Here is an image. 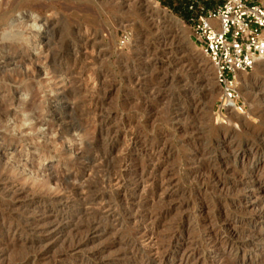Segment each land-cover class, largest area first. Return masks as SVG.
<instances>
[{"label": "rangeland", "instance_id": "rangeland-1", "mask_svg": "<svg viewBox=\"0 0 264 264\" xmlns=\"http://www.w3.org/2000/svg\"><path fill=\"white\" fill-rule=\"evenodd\" d=\"M11 31L31 41L13 46L3 38ZM124 31L130 41L119 48ZM246 77L247 113L217 118L214 67L193 42L190 25L158 0H0L1 172L19 187L57 199L66 187L56 178L68 174L78 152L102 157L112 139L110 158L82 180L99 182L98 174L125 157L132 179L119 194L104 187L126 203L117 204L115 227L68 253L73 231L56 234L49 220L39 219L51 201L33 205L30 193L0 192V264H22L28 251L46 248L43 258L28 264H148L147 251L123 256L122 247L152 224L158 244L172 238L167 264H182L189 254L188 264H264L263 194L250 187L264 176V62ZM28 117L18 130L17 122ZM68 120L75 129L60 139ZM251 150L261 156L255 167ZM144 165L158 175L155 187L138 179ZM249 167L253 177L245 173ZM23 219L40 234L16 240L9 225L21 226ZM221 223L236 229L233 247H222L227 233ZM175 227L180 231L172 236ZM31 237L44 241L36 247Z\"/></svg>", "mask_w": 264, "mask_h": 264}, {"label": "bare ground", "instance_id": "bare-ground-1", "mask_svg": "<svg viewBox=\"0 0 264 264\" xmlns=\"http://www.w3.org/2000/svg\"><path fill=\"white\" fill-rule=\"evenodd\" d=\"M36 25L37 24L35 23V21H32V23L29 26L35 27ZM15 26L17 27V25H15ZM20 34L21 33L19 31H16L15 33H13L12 31L6 32V33H4L3 38L12 39L13 40V43H12L13 46H16L19 41H22L25 44L26 43L28 44L29 41H31L29 37L20 38ZM259 62H264V58H262ZM241 77H242V82L244 83V81H246V78H247L246 74L243 73L241 75ZM29 119H30V117L21 118L17 122L18 124H16L15 127H17L18 130H20L22 127L26 126V122H29V121H27ZM28 128L30 130H36V125L29 123ZM72 129H75V124L71 120L68 122V124L65 127L61 128V130L58 132L59 133L58 138H60V139L63 138ZM49 130L50 131L53 130V124L52 123L49 124ZM22 131H24V130H22ZM37 134H39L38 130H37ZM41 135L42 134L40 133V136ZM30 138H31V136H30ZM41 138H42V136H41ZM48 141H49V139H48ZM112 141L113 140L111 139L108 146H107L108 149H107L106 153L102 157H97L95 155L96 159L94 157L89 156V155L86 156L85 151L83 149L82 150L79 149L80 152H78V155L75 157L74 163L70 167L68 174L66 176H64L63 178L57 177V176H56L57 178L55 177L56 179L62 180V182L64 183V186L66 187V192H65L64 196L57 198V199L56 198L53 199V197H52V199H47L39 193L40 191L38 192L39 194L36 193V191H34V188H33L34 186L33 187H31V186L30 187L29 186L22 187L20 185V187H19L18 182H17L18 180L12 179V177L11 178L9 177L10 175L7 176V174H5L4 172L3 173L1 172L3 156L0 154V192L2 193L3 196H7L9 194H14L16 192L30 193L31 194L30 200L33 202V205L40 203V202L46 203V202L51 201L52 203L51 202L48 203L49 205L47 206L46 210H43L40 212V217H39L40 221H43V223H44V221L49 220V223L52 225L51 229H53L56 232V234L61 233L64 230H72L73 234H72L71 238L69 237L70 238L69 239V246L65 249V252L68 253L72 250H76L80 246L84 245L85 243H87L90 240H92L93 238H95L98 234L107 233L109 230H111L112 228L115 227L116 222L119 220L118 219L119 214H117V212H116V208L119 207V206H117V204H121L125 200L120 199L122 202L120 201L118 203L117 199H119V198L113 199V197L108 196L107 191L104 187L107 186L108 189L110 188L112 191L114 189L115 190L114 193L116 192V194H119L120 190H122V189L126 190V188H128L130 185H132L129 182L132 179L128 180V178H131L129 174H128L129 177L127 178V169H128L129 164H130V161L125 156H124L125 158L122 161L118 159L119 161H121V163L119 164L118 167H115V166L111 167L110 166L108 169L103 170V173H101L100 175L98 174L99 182L94 181L92 178L91 179L93 180V182H87V181L82 180L84 178V176H86L88 179V176H90V174L93 172V170H95L94 168H96L97 166H100L101 160H106V159L110 158L109 155L111 154V151L115 148ZM36 146L38 148H40L41 144L36 143ZM130 146H132V145H130V144L127 145L125 147L124 151L130 150ZM85 150H86V148H85ZM251 152L253 153V156H254V157L251 156L254 158L253 167H255L256 162L259 161L261 156L259 154L255 153L254 150H251ZM125 154H128V153L126 152ZM246 155H248V154H246ZM250 155H251V153H249L248 156H250ZM101 164H102V162H101ZM145 167L147 170L148 165L147 166L144 165L142 167V169L144 170ZM253 167L252 168L249 167L250 169L247 168L248 171L245 172L246 174H249V176H251V177H253V171H254ZM147 171L146 172H145V170L141 171L142 173L139 171L141 174H139L140 176L138 179L140 180L142 185H145V187H146V185L150 186V187H155L156 186L155 180L158 179L157 178L158 175H154L155 173L152 175L151 173H148L150 171H148V172ZM217 175L218 174H216V176ZM135 177H137V176H135ZM98 178L96 177V179H98ZM47 179H46V181H44L42 183L41 186H44L47 184V181H48ZM252 179H254V178H252ZM250 187H253L254 189L256 188V189L261 190V192L263 194V199L261 201L262 205H263L262 206L263 207L262 212H263L264 211V176H261V178H259V179H254L250 183ZM124 204H126V203L124 202ZM126 213L129 216L131 215V212H129V211H127ZM131 216L133 217V219L136 217L135 215H131ZM224 216H226V215H224ZM230 217L232 218V215H230ZM135 219H137V218H135ZM229 219H230L229 217H224L221 220H223V222L224 221L227 222ZM26 222H27V219H23L21 226L18 224V225L11 227V225H9L10 226L9 229L10 230L13 229V231H14V235L16 236V238H15L16 240L22 239L20 237H22V235L24 233H26V234L30 233V235L32 234L34 236L36 234H38V235L40 234L39 231H35L36 229L33 230V229L29 228L28 225L26 226L25 225ZM14 223H16V222H14ZM14 223H13V225H14ZM152 226L155 227V225H153V224H152ZM152 226L150 227L151 229L149 227H148L149 229L143 228L141 230L142 233H141V236L139 238L136 237V238L127 239L126 241H124L123 242L124 247H122L123 248L122 255L125 256L127 251L132 252V253H135L137 251H143V252L147 251L148 256H149L147 258L148 264H167L169 262V260L171 259V256L169 254V250L173 244L172 238L170 241L167 240L169 242H167V244H165V245L158 244L157 243L158 240L156 241L154 239L155 237H153V233H152L153 227ZM220 229L227 233L226 238L223 239V243H221L222 247L226 248L227 246L229 247V245L233 247L236 229L229 231L230 228L229 229H227V227L225 228V226H223L222 223L220 225ZM179 231H180V228L175 227V230H173V232H172V234H173L172 236H176L177 232H179ZM237 233H238V231H237ZM147 235H149L148 236V241H149L148 243L145 241L146 240L145 236H147ZM29 241L31 244L36 246V245H40L44 241V239H41L40 237H31L29 239ZM251 241L255 242L256 240L253 239ZM159 242H160V240H159ZM162 242L164 243V240ZM248 242H249V240L244 242L243 245L245 246V243L247 245ZM235 245H236V243H235ZM236 246H238V245H236ZM38 250L39 251H33L31 253H28L29 252L28 251L27 254L23 258L21 257L22 258V264H28L29 262H37L39 259H41V257L43 258L44 255H46V252L48 249L46 248V249H41V250L38 249ZM223 250H225V249H223ZM259 251L262 254H264V244H261ZM199 252H202V251H199ZM192 254H196L195 251H193ZM192 257L193 256L189 254L187 256L182 257L180 261L182 264H188V263H190V259ZM120 259H122V258L117 257V260H120Z\"/></svg>", "mask_w": 264, "mask_h": 264}, {"label": "built area", "instance_id": "built-area-1", "mask_svg": "<svg viewBox=\"0 0 264 264\" xmlns=\"http://www.w3.org/2000/svg\"><path fill=\"white\" fill-rule=\"evenodd\" d=\"M188 8L192 40L215 70L220 90L217 118L246 114L241 75L249 74L264 58V0H216L211 7L202 0H191ZM129 41L130 33L124 31L119 48Z\"/></svg>", "mask_w": 264, "mask_h": 264}, {"label": "trees", "instance_id": "trees-1", "mask_svg": "<svg viewBox=\"0 0 264 264\" xmlns=\"http://www.w3.org/2000/svg\"><path fill=\"white\" fill-rule=\"evenodd\" d=\"M162 6L171 10L176 16L189 24L192 12L189 10L188 5L191 0H158ZM203 3L211 7L216 0H202Z\"/></svg>", "mask_w": 264, "mask_h": 264}, {"label": "water", "instance_id": "water-1", "mask_svg": "<svg viewBox=\"0 0 264 264\" xmlns=\"http://www.w3.org/2000/svg\"><path fill=\"white\" fill-rule=\"evenodd\" d=\"M159 12L162 13V14L165 13V11H164L163 9H160ZM168 16H169V17H172V15H171L170 13H168ZM178 18H179V17H178ZM179 19H180V18H179ZM174 20H175L176 23L178 22L176 19H174Z\"/></svg>", "mask_w": 264, "mask_h": 264}]
</instances>
